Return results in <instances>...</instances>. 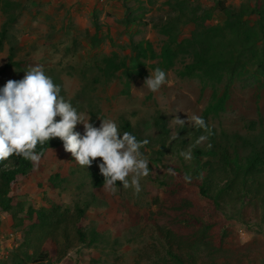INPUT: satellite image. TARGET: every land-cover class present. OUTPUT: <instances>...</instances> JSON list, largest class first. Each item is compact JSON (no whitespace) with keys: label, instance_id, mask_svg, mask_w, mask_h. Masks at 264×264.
<instances>
[{"label":"trees","instance_id":"trees-1","mask_svg":"<svg viewBox=\"0 0 264 264\" xmlns=\"http://www.w3.org/2000/svg\"><path fill=\"white\" fill-rule=\"evenodd\" d=\"M123 4L126 7L123 24L137 25L140 17H130L127 2ZM164 5L172 13L151 24L163 38L159 49L155 50L149 40L141 39L129 43V56L120 57L115 52L102 55L95 63L99 75L92 81L93 84L102 79L108 82L120 73L128 88L131 78L147 75L146 67L152 72L159 67L180 79L198 80L202 92L206 87L212 91L199 115L211 134L195 127L181 128L178 162L163 166L165 170L173 169L174 174L153 178L165 188L167 196L155 197L153 209L146 216V225L152 232L148 237L151 243L144 240L132 255L118 254L125 244L109 240L93 221L83 223L86 212L102 204L97 194L103 187V176L95 169L94 162L86 168L79 166L71 153L64 150L63 142L53 138L38 144L35 151L42 157L48 150L63 148L77 166V171L72 173L80 175L72 182L55 172L49 177L47 187L51 192L69 189L75 199L71 205L49 197L40 205L29 203L12 193V184L27 177L35 164L16 156L0 163V213L9 218L13 231L21 233L20 242L1 264H59L76 246L92 250L90 261L94 264L106 262L111 254L114 264L119 259L130 264V257H133L131 264H264V255L242 252L241 246L229 239L230 227L219 225L227 220L248 229L264 230V128L256 129L255 124H250L249 133L239 134L217 131L211 124L212 118L225 111L235 82L264 81V0H244L237 7L227 6L225 0H213L210 8L190 0H166ZM22 11L18 1L0 0V13L4 16L0 25V51L8 45L4 68H22L15 61L17 39L11 36L12 40H8ZM215 12L222 18L213 22ZM97 19L92 18L93 31H85L91 48H97L102 40ZM189 26V34L182 37L183 30ZM154 124L159 130L154 138L145 137L126 121L121 127L138 140L147 139L149 143L141 151L150 150L157 157L155 160L160 161L167 131L162 118H156ZM202 135L207 139L197 144ZM181 151H190L191 159L180 156ZM185 175L191 176L190 182L185 181ZM199 200L205 205H196ZM96 251L105 260L95 257Z\"/></svg>","mask_w":264,"mask_h":264},{"label":"rangeland","instance_id":"rangeland-1","mask_svg":"<svg viewBox=\"0 0 264 264\" xmlns=\"http://www.w3.org/2000/svg\"><path fill=\"white\" fill-rule=\"evenodd\" d=\"M16 1L23 7V11L18 24L10 31L8 40H12L11 36L18 40H14L17 48L15 61H19L22 68H4L8 55V45L5 44L0 51V88H3L10 79H22L30 66L40 64L44 67L45 73L61 86V95L66 100H70L78 112L86 113L90 117V123L96 127H99L101 123L99 118H113L117 121L121 133H123L121 126L126 121L145 137L154 138L159 131L155 127V119L164 120L167 131L164 136L166 145L164 156L160 161H156L157 157L152 155L150 150L141 151L150 162V175L140 181L141 192L136 194L132 188L125 189L120 185L116 186L117 191L112 194L102 187L97 194L102 204L99 203V207L95 210H88L83 221L85 225L91 221L97 223L99 231L108 236L109 240H117L120 244H125L118 254L131 253L132 255L134 250L141 247V242L144 240L151 243L148 237L152 235V232L146 225V216L153 209L152 200L155 197L167 196L165 188L153 178H161L162 174L168 176L167 169L165 170L163 166L178 162L177 150L181 127L170 122L177 115L187 121L185 113L189 116L191 114L199 116L209 101L212 91L206 87L202 92L198 80L180 79L174 73L168 72L167 76L172 81V86L162 87L158 92L153 93L146 87L143 88L145 80L152 72L148 67L145 68L147 75L131 78L128 88L124 85L126 80L121 77L120 73L108 82L102 79L99 83H92L93 79L99 75L95 63L102 55L115 52L120 57L129 56V43L141 39L149 40L155 50L159 49L163 38L157 34L151 24L172 13L164 5L166 0H128L127 7L130 8V17H140L137 25L130 24L129 27L123 24L126 10L123 0H45L44 4L55 6L53 9L57 11L54 15H41L42 21L40 22L44 21L43 26L39 21H34L36 34L43 36L39 40L30 38L32 29L26 31L24 29L23 32L21 29L23 22L33 12L31 9L24 13L27 6L30 7L31 0ZM196 1L205 8L213 5V0H190L194 4ZM243 1L225 0V3L229 7H237ZM115 3L118 5L116 6ZM66 4H74L76 10L71 11V14L62 19L63 13L59 10ZM81 4H84L85 8H94L96 11L92 16L88 13L81 14L79 12ZM94 16L98 18L97 21L101 28L102 40L97 48L89 46L85 33V31L89 33L93 31L92 18ZM221 18L222 16L215 12L213 22ZM108 27L111 28L110 31ZM51 30L52 34L45 35ZM189 31L190 26L183 30L182 37L188 35ZM25 33H28L27 37ZM177 111L180 112L175 113ZM211 124L217 131L223 129L226 132L239 134L249 133L250 124H255L256 129L264 128V81L260 83H251L250 80L235 82L230 88L225 111L212 118ZM190 127L189 124H185V128ZM76 130L83 133V125H77ZM176 135L178 137L173 139ZM153 148L157 149L155 145ZM100 162V158L94 161L97 172H99ZM76 167L63 148L48 150L27 177L18 178L12 184V193L35 205H40L46 197L71 205L75 198L69 189L64 192L59 190L51 192L47 187V182L55 172L76 182L80 175V173H72L77 171ZM196 205L203 206L205 203L199 200ZM219 225L230 227L229 239L233 244L241 246L242 252L258 257L264 255L263 229L258 227L248 229L235 221L227 220H223V223ZM20 236V232H15L10 228L9 218L4 219L0 215V264L7 260L10 250L20 242ZM91 252L92 250L76 246L59 264H94L90 261ZM149 252L153 254L151 247ZM93 254L105 260V256L100 255V251ZM112 256L111 254L102 264H114ZM128 262L131 264L133 257H130ZM123 263L124 261L119 259L116 264Z\"/></svg>","mask_w":264,"mask_h":264},{"label":"clouds","instance_id":"clouds-1","mask_svg":"<svg viewBox=\"0 0 264 264\" xmlns=\"http://www.w3.org/2000/svg\"><path fill=\"white\" fill-rule=\"evenodd\" d=\"M165 86L171 87L172 81L157 67L149 73L143 88L155 93ZM185 114L187 121L177 115L170 123L181 128L187 123L211 134L201 116ZM99 119V127L90 123L86 113L78 112L70 100L61 95V86L45 73L42 65L30 66L22 79H10L0 88V163L16 156L38 164L41 159L35 151L38 144L59 138L64 150L71 153L79 166L86 168L97 158L101 159L98 167L106 191L115 194L119 182L123 188H132L139 194L141 179L150 175L149 159L141 152L149 141L138 140L130 132L121 133L113 118ZM80 124L83 133L76 130ZM205 139L207 136L202 135L196 143ZM180 156L191 159V152L181 151ZM167 172L174 174L171 168ZM184 179L190 182L191 176L185 175Z\"/></svg>","mask_w":264,"mask_h":264},{"label":"crops","instance_id":"crops-1","mask_svg":"<svg viewBox=\"0 0 264 264\" xmlns=\"http://www.w3.org/2000/svg\"><path fill=\"white\" fill-rule=\"evenodd\" d=\"M37 2H38V4H36ZM44 2H45V0H31L30 7L27 6L26 11L24 12V13H27L31 9L33 11L32 14L27 18V20H25L23 22V26L21 27L22 32H23L24 29H25V31L26 30H29V29H32L31 32H30L31 35L33 36V37L32 36L30 37L32 40H36V39L39 40V39H41L43 37V36H39V35L36 34L37 32L35 30H37V29L35 27V22L34 21L35 20L36 21H39V23H41V25L43 26L42 23L44 21L43 22H40V21H42L41 15L44 14V15H49L50 16V15H54L56 13V11H57V10H54L55 9V6H51V5L50 6H47L46 4H44ZM124 2H128V0L127 1L125 0ZM60 3H62V2H60ZM83 3H84V1H83ZM84 4L86 5V3H84ZM84 4H81L82 5V6H80L81 11H79V12H81V14L88 13L89 16H92L93 13L96 10L94 8H90V9L89 8H85ZM73 5L74 4H66V5H64V8L61 7L62 9H60L59 11H62V13H63V15L61 17L62 19H63L64 16H66V15L68 16V14H71V11H74L75 12L76 8H74ZM115 5L117 6L118 4L115 3ZM57 6H59V5H57ZM83 6H84V9H83ZM87 6L89 7V5H87ZM57 9H59V8H57ZM114 9H115V7H114ZM1 15L2 14H0V16ZM3 21H4V17L1 16V18H0V25L3 23ZM41 25H39L40 26L39 27L40 29H41ZM48 34H49V32L47 34H45V35L48 36ZM27 35H28V33H25V37H27ZM0 215H2L4 217V219H5V217L7 218V216L5 214H3V213H0Z\"/></svg>","mask_w":264,"mask_h":264}]
</instances>
